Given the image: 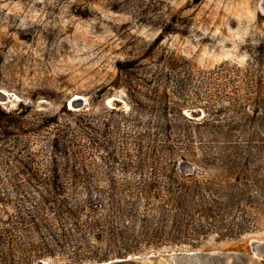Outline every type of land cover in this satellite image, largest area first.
Masks as SVG:
<instances>
[{
  "label": "rangeland",
  "instance_id": "1",
  "mask_svg": "<svg viewBox=\"0 0 264 264\" xmlns=\"http://www.w3.org/2000/svg\"><path fill=\"white\" fill-rule=\"evenodd\" d=\"M262 1L0 0V264H264Z\"/></svg>",
  "mask_w": 264,
  "mask_h": 264
},
{
  "label": "water",
  "instance_id": "2",
  "mask_svg": "<svg viewBox=\"0 0 264 264\" xmlns=\"http://www.w3.org/2000/svg\"><path fill=\"white\" fill-rule=\"evenodd\" d=\"M262 12L264 13V1H262ZM5 99L6 95L0 91V101H4ZM70 103L75 107H80L82 100L76 98L71 100ZM95 264H246V261L239 255L227 253L170 252L144 257L128 256Z\"/></svg>",
  "mask_w": 264,
  "mask_h": 264
}]
</instances>
